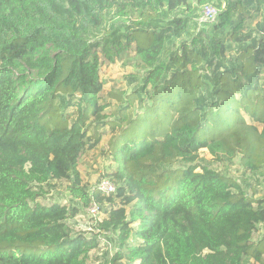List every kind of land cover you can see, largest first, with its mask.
Instances as JSON below:
<instances>
[{
  "label": "trees",
  "instance_id": "16d2710c",
  "mask_svg": "<svg viewBox=\"0 0 264 264\" xmlns=\"http://www.w3.org/2000/svg\"><path fill=\"white\" fill-rule=\"evenodd\" d=\"M105 137L108 195L79 171ZM263 169L264 0H0V264H90L67 223L92 199L101 264H264Z\"/></svg>",
  "mask_w": 264,
  "mask_h": 264
},
{
  "label": "rangeland",
  "instance_id": "374dc122",
  "mask_svg": "<svg viewBox=\"0 0 264 264\" xmlns=\"http://www.w3.org/2000/svg\"><path fill=\"white\" fill-rule=\"evenodd\" d=\"M132 73H135L134 68L122 66L118 62L107 65L103 64L100 66V77L104 81L103 96L106 97V100H110V97H108L107 94L113 90L121 92H130L132 90L136 83L129 84L127 81ZM141 75L142 74H139L137 77L139 78ZM110 101L113 100L111 99ZM106 139V137L103 138L102 142L95 149L87 151L79 160V171L82 181L91 189L95 188L102 179H108L106 178V175L114 170V165H111V163L102 156V151H104L107 141ZM203 156L206 159H209L207 154H204ZM216 169L221 170V168L217 166ZM243 173L244 171L240 164L230 166L227 171L229 176L236 179H240ZM262 173L263 176H260L259 178L261 183H257L249 174L245 173V179L250 177L253 180H249V182L258 184V197L264 196V169L262 170ZM56 201L62 204H76L69 193L65 190L64 184L62 186L59 185L56 190L50 191L45 196V200H43L42 203L49 204ZM78 205L80 209L79 214L75 216L73 220L68 221L67 224L72 233H83L88 238L93 236L97 237L99 245L97 249L91 251L89 263L101 264L108 257V255H104L105 252L109 255L116 252V246L114 244L115 238L111 234H99V231L96 229L97 225L103 218L101 213H98L95 217H91L87 214L86 207H81L80 204ZM261 237L262 230H259L253 236V239L259 240Z\"/></svg>",
  "mask_w": 264,
  "mask_h": 264
},
{
  "label": "built area",
  "instance_id": "2783aa9c",
  "mask_svg": "<svg viewBox=\"0 0 264 264\" xmlns=\"http://www.w3.org/2000/svg\"><path fill=\"white\" fill-rule=\"evenodd\" d=\"M215 16V11L212 7L207 6L203 9V21H212ZM96 190L102 194L108 195L114 192V186L107 179H102L96 186ZM87 214L95 217L98 214V205L92 199L86 210Z\"/></svg>",
  "mask_w": 264,
  "mask_h": 264
}]
</instances>
